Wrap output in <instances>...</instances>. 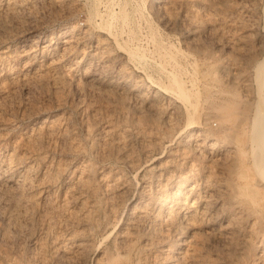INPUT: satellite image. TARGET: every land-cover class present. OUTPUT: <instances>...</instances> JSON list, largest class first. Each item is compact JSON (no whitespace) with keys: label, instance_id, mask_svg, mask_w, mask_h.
Instances as JSON below:
<instances>
[{"label":"rangeland","instance_id":"374dc122","mask_svg":"<svg viewBox=\"0 0 264 264\" xmlns=\"http://www.w3.org/2000/svg\"><path fill=\"white\" fill-rule=\"evenodd\" d=\"M222 1L223 0H221V1L220 0H211V1L208 0V2L206 0H55V1L54 0H0V25H1L0 26V49H2V51L0 50V64H1L0 65V85H2L1 86L2 88L0 89V125H2V126H0V158L8 150L11 149L12 143L14 144L15 140H17V138H16L17 136L21 137L23 135V133H25L27 130H29L30 126L35 125V123H37V121L39 119H41V117L44 116L43 113H41L40 117H37V116L33 117L30 115L34 114L37 111H40V109H43V108L44 109L52 108L56 103L55 100L58 99L60 101V104H59L60 106H58L55 113L57 115H59V117H61V121H60L61 123H60V127H59L60 129H59V133L57 134L58 138L56 136L57 139L56 138L53 139L54 141L53 140L49 141V140L43 138L42 142H41L43 144H41V143L37 144L36 149L38 151L36 150V153H38V155H36L37 157H35V159H34L35 161L30 160V162H32V163L34 162L33 166H36L35 168L39 173L43 172L51 164H52V166H54V172H51V174L53 175V177L55 179L53 180L52 184L49 187H47L46 189L42 188V190L39 189L37 191V195H38L37 198H39V200H40V202H39V204H40L39 208L40 209L37 210L35 208H28L27 209L28 213H27V215H25V219H22L23 221L22 220L20 222L12 221V222L7 224L6 223L7 219L5 217L7 214L6 208H8V207L5 203L6 202L4 200L5 198L3 196H1L2 193H0L1 194L0 197L3 199L2 200L0 198V207H1L0 208V264H21V263L22 264H35V263L40 264V260H43L44 264H68L69 258L72 257V259H74V257L76 255L74 256L73 248L71 247L70 243H67V246L69 245V248L66 247V252L64 254L66 256L65 257L64 255H62L61 245H62V243H64V240L67 242V240H68L67 238L71 234H78L80 232H83L84 229H85L84 232L88 233V235H89L88 238L90 239V241L92 240L90 242V244L92 246L88 245L89 248H88V246H86L87 248L85 247V249L82 252H80L79 255H77L75 257L76 258V259H74L75 261L71 262V264H74L75 262H76L75 264H78V263L82 264V262H83V264H93V262L95 263L96 259L102 253L116 254L118 251H120V253H121V251L124 250V249L120 248V242H119V239H120L119 235L120 234L119 233L121 232V230L125 226V223L127 222V216H126L127 211L129 210V208L132 206V204L135 201L139 200L141 195H142L141 198H142V200L144 199V201L147 199L148 196L152 198V194H153L152 189H148L147 191H145V194H143L142 192L140 193V191H141L140 187H142V185L145 184V182H147L148 185L153 183L152 185L154 186V182H155L157 174H161L160 178L162 179L161 180L162 182L166 178V176L170 178V180H171L170 182H173L174 179L176 181V179L178 180L187 174H188V176L191 175L190 177H192L193 173L194 174H193L192 178L199 180L202 176L201 174H203L204 169H209V170L212 169L210 171L218 177H222V178H228L229 177V175H227L228 173L225 170H222L219 167V165H216V167H215V164H213L212 161L209 160V158L211 155L213 157H214V155H215V157H217L218 151H219V153L221 151H222L221 153H223V149H225L226 145L228 144V142H226L227 138L224 136V128L221 127V124H220V122H221L220 118H222L221 114H223V111L222 110L220 111L219 109H221L222 105L224 106L225 103H227V101H228L227 98L229 96V92H235V93L237 92L236 93L237 95H236V101H235V108H237L238 110L237 109L235 110L236 111L235 112V116H236L235 120L236 121H234V123L236 124V122L238 123L241 120V118L239 117L240 114L238 112L240 110V105H241L240 100L243 97V93H244L243 92V84L248 83L251 87L252 92L254 91L255 84H254V81L252 82V80H254V69H252V67L254 66V63L257 60L261 59V57L263 55V51H264V31H263V29H264V0H230V1L224 0L223 3H222ZM221 3L225 7L224 6L222 7ZM218 4H220V5H218ZM55 5H57V6H55ZM209 5H211V6H209ZM217 5H218V7H217ZM30 6H32V7H30ZM167 6L169 7V9ZM227 6H228V8H227ZM35 8H37V9H35ZM111 8H112V10H111ZM232 8H233V10H232ZM225 9H227V10H225ZM214 10H216V11H214ZM120 11L127 13L128 18L121 19L119 17ZM163 11H164V13H163ZM184 12L185 13L187 12L189 15L193 14L194 12H195V14H197L199 12V15L193 14L194 19L192 22L190 20H187L186 18H183V14H185ZM65 13H66V15H65ZM205 13H207V15ZM8 14H10V15H8ZM51 14H53V15H51ZM210 14H211V16H210ZM167 15H169V16H167ZM201 15H202V17H200ZM213 16L215 17V19ZM112 17H113V19H112ZM173 17L175 18V20ZM177 17H181V18H177ZM218 17H220V18H218ZM53 18H55V19H53ZM102 18H104L105 20ZM166 19H167V21H166ZM195 19L196 20L198 19V20L196 21ZM207 19H209V20H207ZM210 20H211V22H210ZM195 21H196V24H194ZM108 22H109V24H108ZM199 22L203 25L202 26H201V24L199 25ZM251 22H253V23H251ZM35 24H37V25H35ZM106 24H108V25H106ZM189 24H190V27H189ZM71 25H76L79 29H86L87 30V37L86 38L88 39V41L91 40L92 45H91V43L86 41L87 40L86 39L85 40L86 42L83 41L82 44L79 43L76 47H74L73 50L70 51L71 53L69 52V54H67L68 56L66 55V57L64 59H62V61L54 68V70H50L48 72V74L44 72L45 75L48 76V78L46 76V78H44V80L47 81V79H48L49 84L45 81H42L41 83L38 81H37L38 83L35 81H32V79L30 78V73H31L32 69L39 68V66L44 64L46 62V60H48L49 57H55L58 54H60L61 48H59L56 44L57 34L61 30L69 29ZM179 27H181V28L179 29ZM239 27H240V29H238ZM190 28L194 29L197 34L196 33L195 34H187L184 32V30H189ZM207 31H208V33H207ZM247 31H251V32H247ZM75 32H73V33H75ZM111 32H113V33H111ZM220 32H221V35H220ZM216 33H217V35H216ZM247 34H248V36H247ZM192 35L194 36V38ZM227 36H228V38H227ZM240 36H242V37H240ZM98 37L100 39H103V41L105 42L106 50L95 49L94 44H95L96 39H98ZM37 38L38 39H46V38L47 39H53L52 48L54 49V51L52 49V51L48 55H44L40 51L39 45H37V46L34 45L33 40L37 39ZM113 39H114V41H113ZM198 40L200 41V43L198 42ZM116 42H119V43H116ZM124 43H126L128 47L133 48V50H136L137 55H135V56L130 55L128 53V51L126 50V48L123 46ZM261 43H262V46H261ZM230 44H231V46H230ZM200 45H202V46L200 47ZM137 46H139V47H137ZM121 48L123 50H121ZM108 54H109V56H111L110 59L107 57ZM239 54H241V55L239 56ZM131 57H134V58H131ZM160 57L162 58V60ZM166 58H168V59H166ZM78 59H80V60H78ZM139 59H140V61H139ZM146 59H148V60H146ZM243 60H244V62H243ZM135 61H138L139 63L135 62ZM233 61H235V62H233ZM168 62H170V63H168ZM240 62H241V64H239ZM245 63H246V65H245ZM235 64H237V65L235 66ZM153 67H155V68H153ZM185 67L188 69H186ZM176 68L178 70L175 71ZM232 68H233V70H232ZM200 69H202V71ZM238 69H240V73L236 79L237 83L236 82L232 83L230 81L228 82V77H227L228 74L232 73V71H235V70L238 71ZM183 70H184V72H183ZM198 70H200V71H198ZM221 70H223V71H221ZM52 71H53V74L55 73L54 75H58V76L62 75L57 79L59 83L58 82L53 83L54 75L52 74ZM162 71L163 72L165 71V73H163ZM59 72H60V75H59ZM172 72L177 74L178 76H180L181 79L185 82V85L187 86V88L190 89L192 91V93L194 92L193 95L190 97V100H188V101L181 100L180 98H178L174 94V92L170 88L168 78H170V75ZM50 75H52L53 77L52 76L50 77ZM86 75L87 76L88 75L89 76H91V75L99 76L101 78V80L103 79L102 82L112 78V80H114V82L116 84L115 85L116 88H113V89H115L116 91H114L113 89H109L108 87H106L103 84H100L99 89L97 87H91V88L85 87V90H81L78 92L76 89V86H74L75 85L74 83H76V85H77V84H81V82H82V85H84L86 80H87V78H85V77H87ZM195 75H196V77H195ZM63 76H64V78H62ZM223 76H225V77H223ZM21 78H22V80H20ZM10 79H11V81H10ZM54 79H55V77H54ZM60 79H62V80L60 81ZM81 79H82V81H81ZM19 80L21 82H19ZM198 81H200V82H198ZM26 82L29 86H26L27 85ZM61 82H63V83H61ZM69 82H70V84H69ZM33 83L35 86L32 85ZM42 83H43V85H42ZM65 83L67 85H65ZM140 83H141V85H140ZM203 83H205V84H203ZM45 84H46V86H45ZM54 84L57 85V87H58L57 90H53ZM232 84H233V86H232ZM47 85H50V86H47ZM12 86H14V87H12ZM252 87H254V88H252ZM201 88H202V90H201ZM104 89H106V90L104 91ZM47 90H49V91H47ZM82 91H83V93H82ZM99 91H102L103 93L99 92ZM5 92L8 94H6ZM92 92H93V94H92ZM153 92L156 93V95ZM104 93H108V94H104ZM111 93L113 94L112 96H110ZM126 93L129 95H127ZM208 93L210 96L208 95ZM2 94L5 96H3ZM94 94L97 95L98 97L95 96ZM100 94H102L103 97L100 96ZM137 94H138V96L139 95L140 96L139 97L136 96ZM226 94H228V95H226ZM1 95L3 97H1ZM78 95H80V96H78ZM146 95H148V96L153 95V97H154L153 102L155 105H157V107H159L157 111L149 113L145 110V108L143 110L142 107H144V106H143V104L141 105V103H139L140 102L139 98L144 97V96L146 97ZM240 95H241V97H240ZM6 96L9 97V99L8 98L5 99ZM52 96L54 98L55 97L56 98L54 99ZM66 96H68V97H66ZM137 98H138V100H137ZM238 99H239V101H238ZM3 100H5V101H3ZM135 100H136V102H135ZM208 100L211 102H209ZM67 101H71V102H67ZM87 101L88 102L90 101V102L88 103ZM222 101L223 102L225 101V102L222 103ZM74 102H75V106L78 108H76L74 106ZM106 103H108V104H106ZM211 103H213V104H211ZM23 104H24V106L27 104L29 105V106L28 105L25 106V108H27V109L24 108ZM135 105H136V107H135ZM103 106H104V109L102 108ZM207 106H208V108H207ZM107 107H108V111H107ZM121 107H122V109H121ZM193 107L195 108V113H193L192 115H193V118L194 117L195 118L194 119L192 118V120L189 123L186 120H188V113L193 112ZM211 107H214L215 108L214 110H216V107L218 108V110L215 111L216 113L214 112L213 108L211 109ZM94 108H96V109H94ZM25 110L26 111L28 110L29 113L28 112L26 113ZM94 111H96V112H94ZM162 111H164V112H162ZM89 112H90V115L88 114ZM181 112H182V114H181ZM217 112H219V113H217ZM251 112H252V110L250 111V114H251ZM93 113L101 114L100 116L99 115L96 116L97 120H98V118H100L97 121V123L96 122L94 123L93 121H91L92 120L91 115ZM4 115H5V117H4ZM180 115H182V116H180ZM28 116H30V117H28ZM153 118H154V121H153ZM142 119H144L145 121ZM195 119H197V120H195ZM107 120H108V122H107ZM101 122H102V124H101ZM104 122L109 123L111 126H113L112 127L113 133H111V135L114 139H116L115 140L116 147H114L112 150H108V148H106L105 146H102V144L100 142V141H102V138L100 137L101 130L103 129L102 126H104L106 124ZM203 124H204V126H203ZM88 126H89V128H88ZM191 128H194V130L197 132L199 131L201 133L207 134V136L211 139V143L214 141L213 142L214 145L213 144L209 145V143L207 142L208 144L207 143L203 144L202 147H200L199 151L198 150L192 151V149L188 147V143H187V141L189 139L188 133H189ZM63 129H65V130H63ZM86 131H87V133H86ZM88 131H89V133H88ZM163 131H165V132H163ZM92 133H94V134H92ZM130 135H132V136H130ZM139 135H140V137H139ZM68 136H69V138H68ZM154 137H155V140L157 142L155 140H153ZM218 138H220L221 140ZM65 139H67V140L64 141ZM123 140H126L127 142L123 141ZM149 140L152 142H150ZM223 141H225V142H223ZM120 142H122V143L120 144ZM218 142H219V144H217ZM73 143L76 145L77 148H75V145ZM123 143H124V145H123ZM66 145L69 147H67ZM72 145H74V146H72ZM94 146H96V147H94ZM38 147H40V148H38ZM56 147H58V148H56ZM219 147H220V149H219ZM54 148H56V149H54ZM79 148H80V150H79ZM53 149H54V151H52ZM99 149H101V150H99ZM105 149H107V151ZM17 151H18V153H21L20 151L23 152V150L21 148L17 149ZM73 151H75V153ZM124 151H125L126 155L131 159V162H129L130 163L129 166H128V162L125 159L127 156L124 154ZM127 151H128V153H127ZM105 152H106V154H105ZM110 153H111V155H109ZM114 153H115V155H114ZM45 156H46V158H45ZM207 157H208V159H207ZM163 159L165 161L166 160L167 161L164 162ZM52 160H53V163H51ZM206 160H207V162H206ZM78 161L81 163H79ZM168 162H170V163H168ZM32 163L31 164L28 163V164L32 165ZM57 163H59V164H57ZM201 163H202V165H201ZM54 164L55 165L57 164L58 168L55 167ZM82 164H85L87 166V167L85 166L86 170H85V168L83 170V172L85 174L84 173L81 174L82 178L85 179L87 177L86 178L87 180L86 179L85 180L83 179V180L85 181V183L87 181L86 185H89L90 189L94 188V190H96L95 194H97V195H93V197H92V194L89 193L90 191L87 188H85L86 186L83 189L78 188L79 191L76 190L77 187H75V188L73 187L72 191H71L72 193L70 191H67L71 187L70 185L72 184L73 180H75L76 175L79 173V169L81 167L80 165H82ZM76 166H77V168H76ZM205 166H207V168ZM217 166H218V168H217ZM78 167H79V169H78ZM212 167L215 169H213ZM70 168H72V169H70ZM41 169H43V170H41ZM132 169H133V171H131ZM56 171H60L61 173L60 172L57 173ZM216 171H218V172H216ZM56 173H57V175L54 176V174H56ZM112 173L114 174V176L116 175L117 177L112 176L113 175ZM183 173H185V174H183ZM72 174H74V175H72ZM224 174H226V175H224ZM84 175H86V176H84ZM101 176H103V177H101ZM104 176H105V178H104ZM128 177H129V179H128ZM56 178H58V179L56 180ZM114 178H115V180L118 179L119 181L118 180L115 181ZM192 178H191V180L188 181V183L192 182ZM67 180H68V182H67ZM102 180L103 181L106 180V181L103 182ZM90 181H91V183H90ZM129 181H132V182L129 183ZM168 181H169V179H168ZM109 182L112 185L114 183H116V184H119V185L124 186V187L125 186L128 187V185H129V188H127V191L122 192L123 194L121 193V195H119V197H115L114 194H112L114 196L113 197L112 195H110L112 192H110V190L107 187H105L106 185L107 186L111 185V184H108ZM67 183H69V184H67ZM94 183H95V185H94ZM100 186L102 188H100ZM104 188H106V189H104ZM165 188H164L165 193H167V195L169 197L168 200L172 199V195L168 193L170 189H168V186H165ZM64 190H66L67 192L65 191V193H64ZM85 190H87L88 192ZM99 190H101L102 192ZM44 191H46V192H44ZM104 191H106V192H104ZM78 192L81 193L80 196H79ZM63 194H65V195L63 196ZM69 194H71V196H73V197H70ZM82 194H83V196H82ZM108 194H109V196H108ZM147 194H149V195H147ZM88 195H89V198H88ZM123 195H125V196H123ZM170 195H171V197H170ZM62 196H63V198H62ZM74 196L76 199L74 198ZM81 198L84 201H86V203H84V201ZM65 199H67V200H65ZM68 199H70V200H68ZM79 199L81 201H79ZM110 199L111 200L114 199L113 201L114 202L116 201L115 203L118 202L117 205L115 206V208L117 207L116 208L117 211L115 210V212H114L115 215H112V216L106 211L105 206H104L105 205L104 203H107ZM122 199H123V202H122ZM60 200H63V202ZM88 200H90L91 202ZM95 200H97V201H95ZM103 200H105L106 202ZM127 200H128V202H127ZM59 201H60V203H59ZM66 201L67 202L69 201L72 204H70L69 202L67 203ZM92 201H93V204H92ZM151 201H152V199L149 202H151ZM3 203H5V204H3ZM66 203H67V205H66ZM122 204H123V206H122ZM55 205L57 206V208L55 207ZM94 205H96L95 207L99 208L97 210V213L99 214V216H98V214L94 215L95 213L92 214V217H93V215H94V217H96V219L94 220L93 223H95L98 226H96L93 223H91V226H90V223L85 226V224H83V222L82 223L76 222L73 217L67 218L68 217L67 215H69L68 214L69 211H72V212L74 211L77 213L85 211L84 213L91 214L92 212L90 211V209ZM102 205H103V207H102ZM85 206H87V207H85ZM2 207H3V210H2ZM48 207H50V208H48ZM72 207H73V209H72ZM51 208H52V210H51ZM62 208H64V209L62 210ZM70 208H71V210H70ZM83 208H85V209H83ZM29 209L32 212H29L30 211ZM33 209H34V211H33ZM44 209L46 211H44ZM60 210H62V211H60ZM44 212L45 213L48 212L51 215H49L48 213L45 215ZM121 212H122V214H121ZM37 213H38V215H37ZM60 213H61V215H60ZM163 214L164 213H162L159 217H157V219L155 221L154 220L152 221V223L156 224L157 227L161 226V228L162 227L165 228L166 220H165V215H163ZM44 215H45V218H44ZM54 215H56V216H54ZM51 216H52V220H50L51 218H48ZM113 216L115 218H113ZM26 217H28V218H26ZM40 217L42 219H40ZM150 218L151 217H149V218H147V217L143 218L142 217V218L138 219V221H139V222L137 221L138 222L137 223V228H138L137 230L138 231L135 234L128 235V237H127L128 238L127 241L130 238H132L134 240V243L132 244V248L128 249L127 253L124 254L125 257L122 256L121 257L122 260L119 259L121 264H136L135 262L137 261V259H139L140 257H143L144 254L147 255L149 252L152 253V252L158 251L157 250L158 248L156 246H153L150 248L148 246H146V247L142 246L143 240L145 239V236H146V231H147L146 228H148V226L151 224V222L148 220ZM60 219L62 220V222ZM115 219H117V220H115ZM47 220H48V222H47ZM49 220L53 223L54 227L51 225L52 223ZM54 220H56V221H54ZM59 220L61 223L59 222ZM103 220H106V222ZM2 221H3V223H2ZM63 221L65 223H67L69 225V227L67 224L65 225V223H63ZM70 221H71V224H70ZM38 222H39V224H38ZM72 222L74 223L73 225H72ZM46 223H49V224H47L49 227L46 225ZM12 224H14V225H12ZM43 224H44V227H43ZM107 224H109V225H107ZM142 224H143V228H142ZM45 225H46V227H45ZM4 226H5V228H3ZM51 227H53V229ZM82 227H84V228H82ZM90 227H91V229H89ZM44 228L47 230L45 231ZM40 229H42V230H40ZM50 229L55 234V236L52 233L51 234L48 233V232H50ZM16 231L19 234H17ZM69 233H70V235H69ZM168 235H169L170 240H171V235L170 234H168ZM56 236H57V238H56ZM43 237L45 240L42 239ZM59 237H61V238H59ZM91 238H93V239H91ZM56 239L57 240L60 239V240L57 241ZM37 240H38V242H37ZM41 240H44V241H41ZM40 243H41V245L43 243L45 245L43 244L41 246ZM218 244H220V246ZM95 245H97V246H95ZM222 245L223 244L216 242V241H210L208 243L206 250H207L209 260L212 259L208 262V264H210V262H214V264L219 263V262H220V264H225V263L227 264L228 262H229L228 264H235V261L232 259L234 256V250H231L232 247H230L227 244L226 246L223 245V248H221ZM102 246H103V248H102ZM133 246H134V249H133ZM227 246H228V248H227ZM39 247H41V248H39ZM225 247H226V250H225ZM145 248H147V249H145ZM165 248L166 247H164L163 249H165ZM216 248H218V249H216ZM50 249H52V250H50ZM229 249H230V251H229L230 253L228 252ZM103 250H105V251H103ZM43 251H45V252H43ZM49 251H50V253H49ZM92 251H93V253H92ZM222 251L225 253H223ZM129 252H131V253H129ZM135 252L137 254H135ZM139 252H140V254L138 255ZM220 253H222V254L220 255ZM41 254H42V256H41ZM43 255L45 256V258H43L44 257ZM59 255H60V257H59ZM67 256H69V258H67ZM93 256H94V258H93ZM128 256L131 258H129ZM63 257H64V259H63ZM217 257H218V259H217ZM36 258H38V259H36ZM66 258L68 259V261ZM124 258H125V260H124ZM134 260H135V262H134ZM246 260L251 261L250 257L249 258L247 257ZM34 261H35V263H34ZM221 261H223V262L225 261V262L222 263ZM245 263H246V261H245Z\"/></svg>","mask_w":264,"mask_h":264},{"label":"bare ground","instance_id":"6f19581e","mask_svg":"<svg viewBox=\"0 0 264 264\" xmlns=\"http://www.w3.org/2000/svg\"><path fill=\"white\" fill-rule=\"evenodd\" d=\"M55 1V0H54ZM208 2V0H206ZM211 1V0H210ZM221 1V0H220ZM224 1V0H223ZM222 1V3H223ZM230 1V0H229ZM6 2V1H5ZM24 2V1H23ZM215 2V1H214ZM219 2V1H218ZM217 2V3H218ZM61 3V2H60ZM221 3V4H222ZM229 3V2H228ZM14 4V3H13ZM32 4V3H31ZM173 4V3H172ZM175 4V3H174ZM225 4V3H224ZM10 5V4H9ZM214 5V4H213ZM220 5V4H218ZM217 5V7H218ZM6 6V5H5ZM57 6V5H55ZM211 6V5H209ZM224 5L222 4V7ZM231 6V5H230ZM233 6V5H232ZM22 7V6H21ZM32 7V6H30ZM67 7V6H66ZM137 7V6H136ZM168 7V6H167ZM166 7V8H167ZM174 7V6H173ZM215 7V6H214ZM213 7V8H214ZM221 7V8H222ZM225 7V6H224ZM27 8V7H26ZM63 8V7H62ZM110 8V7H109ZM189 8V7H188ZM202 8V7H201ZM228 8V6H227ZM235 8V7H234ZM37 9V8H35ZM58 9V8H57ZM108 9V8H107ZM169 9V7H168ZM185 9V8H184ZM252 9V8H251ZM15 10V9H14ZM13 10V11H14ZM19 10V9H18ZM56 10V9H55ZM59 10V9H58ZM106 10V9H105ZM112 10V8H111ZM194 10V9H193ZM197 10V9H196ZM213 10V9H212ZM227 10V9H225ZM233 10V8H232ZM4 11V10H3ZM30 11V10H29ZM32 11V10H31ZM62 11V10H61ZM125 11V10H124ZM143 11V10H142ZM198 11V10H197ZM216 11V10H214ZM25 12V11H24ZM53 12V11H52ZM58 12V11H57ZM93 12V11H92ZM139 12V11H138ZM171 12V11H170ZM201 12V11H200ZM14 13V12H13ZM59 13V12H58ZM119 13V12H118ZM137 13V12H136ZM164 13V11H163ZM173 13V12H172ZM185 13V12H184ZM191 13V12H190ZM19 14V13H18ZM174 14V13H173ZM195 14V12L193 13ZM193 14H188L187 12L185 14H183V18H186L187 20H190L193 22L194 19V15ZM199 15V12L197 13ZM195 14V15H197ZM201 14V13H200ZM207 15V13H205ZM204 14V15H205ZM6 15V14H5ZM10 15V14H8ZM17 15V14H16ZM53 15V14H51ZM66 15V13H65ZM93 15V14H92ZM182 15V14H181ZM169 16V15H167ZM178 16V15H177ZM211 16V14H210ZM6 17V16H5ZM19 17V16H18ZM59 17V16H58ZM105 17V16H104ZM119 17L121 19H126L128 18L127 13L120 11L119 13ZM196 17V16H195ZM202 17V15L200 16ZM205 17V16H204ZM207 17V16H206ZM214 17V16H213ZM65 18V17H64ZM98 18V17H97ZM174 18V17H173ZM177 18H181V17H177ZM199 18V17H198ZM212 18V17H211ZM210 18V19H211ZM220 18V17H218ZM243 18V17H242ZM55 19V18H53ZM95 19V18H94ZM104 19V18H102ZM113 19V17H112ZM118 19V18H117ZM136 19V18H135ZM170 19V18H169ZM205 19V18H204ZM215 19V17H214ZM223 19V18H222ZM244 19V18H243ZM246 19V18H245ZM7 20V19H6ZM15 20V19H14ZM105 20V19H104ZM107 20V19H106ZM175 20V18H174ZM196 20V19H195ZM198 20V19H197ZM196 20V21H197ZM201 20V19H200ZM199 20V21H200ZM209 20V19H207ZM2 21V20H1ZM112 21V20H111ZM167 21V19H166ZM170 21V20H169ZM196 21L194 24H196ZM202 21V20H201ZM200 21V22H201ZM221 21V20H220ZM234 21V20H233ZM240 21V20H239ZM51 22V21H50ZM184 22V21H183ZM187 22V21H186ZM199 22V25L201 24ZM207 22V21H206ZM211 22V20H210ZM216 22V21H215ZM172 23V22H171ZM182 23V22H181ZM180 23V24H181ZM253 23V22H251ZM250 23V24H251ZM99 24V23H98ZM109 24V22H108ZM106 24V25H108ZM170 24V23H169ZM193 24V25H194ZM209 24V23H208ZM246 24V23H245ZM37 25V24H35ZM152 25V24H151ZM184 25V24H183ZM192 25V26H193ZM198 25V24H197ZM198 25V26H199ZM203 24H201L202 26ZM214 25V24H213ZM212 25V26H213ZM1 26V25H0ZM18 26V25H17ZM124 26V25H123ZM180 26V25H179ZM217 26V25H216ZM247 26V25H246ZM108 27V26H107ZM112 27V26H111ZM190 27V24H189ZM188 27V28H189ZM209 27V26H208ZM37 28V27H36ZM181 27H179L180 29ZM195 28V27H194ZM213 28V27H212ZM211 28V29H212ZM215 28V27H214ZM237 28V27H236ZM8 29V28H7ZM219 29V28H218ZM240 29V27L238 28ZM248 29V28H247ZM252 29V28H251ZM111 30V29H110ZM109 30V31H110ZM24 31V30H23ZM76 31V32H75ZM113 31V30H112ZM164 31V30H163ZM204 31V30H203ZM209 31V30H208ZM207 31V33H208ZM235 31V30H234ZM264 31V29H263ZM16 32V31H15ZM75 32V33H73ZM185 33L187 34H195V30L190 28L189 30H184ZM183 32V33H184ZM199 32V31H198ZM231 32V31H230ZM239 32V31H238ZM247 32H251V31H247ZM113 33V32H111ZM206 33V32H205ZM215 33V32H214ZM218 33V32H217ZM216 33V35H217ZM229 33V32H228ZM242 33V32H241ZM18 34V33H17ZM22 34V33H21ZM109 34V33H108ZM197 34V33H196ZM200 34V33H199ZM203 34V33H202ZM240 34V33H239ZM246 34V33H245ZM260 34V33H259ZM116 35V34H115ZM186 35V34H185ZM221 35V32H220ZM110 36V35H109ZM193 36V35H192ZM191 36V37H192ZM197 36V35H196ZM195 36V37H196ZM223 36V35H222ZM238 36V35H237ZM248 36V34H247ZM21 37V36H20ZM87 30L86 29H79L76 25H71L69 29H65V30H61L58 32L57 34V46L59 48H61L60 54H58L55 57H49L48 60H46V62L42 65L39 66V68H35L32 69L31 73H30V78L32 79V81L35 82H42L45 81L44 78H46L47 75H45V73L48 74V72L50 70H54V68L62 61V59H64L66 57L67 54H69V52L71 50H73L74 47H76L79 43L82 44L83 41H85L87 38ZM102 37V36H101ZM217 37V36H216ZM242 37V36H240ZM107 38V37H106ZM194 38V36H193ZM198 38V37H197ZM228 38V36H227ZM232 39V38H231ZM235 39V38H234ZM163 40V39H162ZM197 40V39H196ZM195 40V41H196ZM230 40V39H229ZM247 40V39H246ZM52 41L53 39H34V45H39V49L40 51L44 54V55H48L51 51H52ZM88 41V39L86 40ZM85 41V42H86ZM114 41V39H113ZM194 41V40H193ZM233 41V40H232ZM238 41V40H237ZM242 41V40H241ZM260 41V40H259ZM89 43L92 42L91 40L88 41ZM145 42V41H144ZM181 42V41H180ZM198 42L200 43V41L198 40ZM226 42V41H225ZM234 42V41H233ZM262 42V41H261ZM16 43V42H15ZM119 43V42H116ZM141 43V42H140ZM193 43V42H192ZM198 43V44H199ZM31 44V43H30ZM94 44V43H93ZM157 44V43H156ZM197 44V45H198ZM225 44V43H224ZM243 44V43H242ZM32 45V44H31ZM55 45V44H54ZM167 45V44H166ZM175 45V44H174ZM194 45V44H193ZM237 45V44H236ZM30 46V45H29ZM121 46V45H120ZM123 46L126 48V50L128 51V53L132 56L137 55V51L133 50V48H130L127 46L126 43L123 44ZM155 46V45H154ZM192 46V45H191ZM202 45H200L201 47ZM229 46V45H228ZM231 46V44H230ZM234 46V45H233ZM260 46V45H259ZM262 46V43H261ZM6 47V46H5ZM92 47V46H91ZM95 49H104L106 50V46H105V42L103 41V39H100L98 37V39H96L95 44H94ZM132 47V46H131ZM139 47V46H137ZM159 47V46H158ZM82 48V47H81ZM157 48V47H156ZM161 48V47H160ZM199 48V47H198ZM262 48V47H261ZM32 49V48H31ZM141 49V48H140ZM246 49V48H245ZM251 49V48H250ZM2 51V49H0ZM60 50V49H59ZM121 50H123L121 48ZM160 50V49H159ZM158 50V51H159ZM162 50V49H161ZM183 50V49H182ZM247 50V49H246ZM54 51V49H53ZM97 51V50H96ZM22 52V51H21ZM26 52V51H25ZM99 52V51H98ZM139 52V51H138ZM186 52V51H185ZM240 52V51H239ZM7 53V52H6ZM35 53V52H34ZM71 53V52H70ZM216 53V52H215ZM83 54V53H82ZM128 54V55H129ZM243 54V53H242ZM247 54V53H246ZM139 55V54H138ZM142 55V54H141ZM144 55V54H143ZM178 55V54H177ZM241 54H239L240 56ZM244 55V54H243ZM68 56V55H67ZM145 56V55H144ZM83 57V56H82ZM107 57L110 59L111 56H109V54L107 55ZM121 57V56H120ZM129 57V56H128ZM38 58V57H37ZM95 58V57H94ZM126 58V57H125ZM134 58V57H131ZM161 58V57H160ZM165 58V57H164ZM108 59V60H109ZM168 59V58H166ZM179 59V58H178ZM236 59V58H235ZM248 59V58H247ZM80 60V59H78ZM148 60V59H146ZM162 60V58H161ZM172 60V59H171ZM186 60V59H185ZM8 61V60H7ZM25 61V60H24ZM140 61V59H139ZM145 61V60H144ZM151 61V60H150ZM149 61V62H150ZM177 61V60H176ZM29 62V61H28ZM68 62V61H67ZM77 62V61H76ZM138 62V61H135ZM146 62V61H145ZM190 62V61H189ZM235 62V61H233ZM244 62V60H243ZM249 62V61H248ZM23 63V62H22ZM66 63V62H65ZM74 63V62H73ZM139 63V62H138ZM143 63V62H142ZM170 63V62H168ZM220 63V62H219ZM152 64V63H151ZM165 64V63H164ZM182 64V63H181ZM197 64V63H196ZM241 64V62L239 63ZM238 64V65H239ZM1 65V64H0ZM23 65V64H22ZM147 65V64H146ZM233 65V64H232ZM237 64H235L236 66ZM246 65V63H245ZM143 66V65H142ZM167 66V65H166ZM171 66V65H170ZM181 66V65H180ZM188 66V65H187ZM186 66V67H187ZM113 67V66H112ZM115 67V66H114ZM169 67V66H168ZM173 67V66H172ZM185 67V68H186ZM215 67V66H214ZM254 67V68H253ZM252 67V69H254V80H252V82L254 81L255 84V88L254 91L252 92L251 87L248 83H244L243 84V97L241 98L240 102V110H239V114H240V118L241 120L236 124L234 123V121H236V116H235V110L237 108H235V101H236V93L235 92H229V96H228V101L227 103H225V105L221 106V109H219L220 111H223L222 118H220L221 122V127L224 128V136L227 138L228 144L226 145V148L223 149V153H218V156L214 157L211 155L209 160L212 161L213 164L219 165V167L222 170H225L229 175L228 178H222V177H218L216 175H214L210 170L212 169H204L203 170V174H201V178L199 180H196L193 177L185 175L184 177L180 178V179H174L173 182H170V178L166 176V178L163 180V182L161 181L162 179L160 178L161 174H157L156 175V179L154 182V186L152 184L148 185L147 182H145V184L142 185L141 191L143 194H145V191H147L148 189H152L153 190V194H152V198L151 197H147V199L144 201V199L142 200V195L139 198V200L135 201L132 206L129 208V210L127 211V222L125 223V226L123 227V229L121 230V232L119 233L120 235V248L124 249L123 251H118L116 254H106V253H102L100 254V256L96 259V262L93 264H121V262L119 261L122 260L121 257L125 255L127 253V250L132 248V244L134 243V240L132 238H130L127 241V237L130 234H135L138 230L137 228V223L139 222L138 219L139 218H149L148 219L151 224L148 226L147 231H146V236L145 239L143 240V244L142 246L146 247L148 246L153 247L156 246L158 249L157 252H152V253H148L147 255L144 254L143 257H140L139 259H137V261L134 262L136 264H208V262L212 259L209 260L208 254H207V245L210 241H216L219 242L223 245H229L230 247H232L231 250H234V256H233V260L235 261V264H264V51H263V55L261 57V59L257 60L254 63V66ZM104 68V67H103ZM146 68V67H145ZM155 68V67H153ZM158 68V67H157ZM163 68V67H162ZM166 68V67H165ZM171 68V67H170ZM169 68V69H170ZM181 68V67H180ZM190 68V67H189ZM182 69V68H181ZM188 69V68H186ZM206 69V68H205ZM224 69V68H223ZM168 70V69H167ZM173 70V69H172ZM178 70L177 68L175 69V71ZM202 71V69H200ZM198 70V71H200ZM233 70V68H232ZM186 71V70H185ZM189 71V70H188ZM204 71V70H203ZM206 71V70H205ZM223 71V70H221ZM225 71V70H224ZM227 71V70H226ZM231 71V70H230ZM253 71V70H252ZM45 72V73H44ZM163 72V71H162ZM184 72V70H183ZM248 72V71H247ZM58 73V72H57ZM63 73V72H62ZM165 73V71L163 72ZM201 73V72H200ZM207 73V72H206ZM210 73V72H209ZM227 73V72H226ZM240 73V69L232 71V73L228 74V82H236V79L238 77ZM53 74V71H52ZM55 74V73H54ZM53 74V75H54ZM92 74V73H91ZM185 74V73H184ZM188 74V73H187ZM211 74V73H210ZM213 74V73H212ZM243 74V73H242ZM23 75V74H22ZM60 75V72H59ZM132 75V74H131ZM189 75V74H188ZM193 75V74H192ZM209 75V74H208ZM214 75V74H213ZM241 75V74H240ZM52 75H50L51 77ZM62 76V75H60ZM58 75H54L53 77V83H57L58 82V78L60 77ZM87 76V75H86ZM139 76V75H138ZM167 76V75H166ZM184 76V75H183ZM204 76V75H203ZM206 76V75H205ZM215 76V75H214ZM23 77V76H22ZM66 77V76H65ZM137 77V76H136ZM190 77V76H189ZM196 77V75H195ZM208 77V76H207ZM218 77V76H217ZM225 77V76H223ZM48 78V76H47ZM64 78V76L62 77ZM87 78L86 82L84 85L81 84H77L74 83L76 86L77 91H81V90H85V87H97L99 89V85L103 84L106 87H108L109 89H113L116 88V84L114 82V80L108 79L105 80L104 82L103 79L101 80V78L99 76L96 75H91V76H87L85 77ZM211 78V77H210ZM16 79V78H15ZM67 79V78H66ZM70 79V78H69ZM169 79V86L172 89V91L174 92V94L180 98L181 100L184 101H188L190 100V97L193 95L192 91L190 89L187 88V86L185 85V82L181 79L180 76H178L175 73H171L170 78ZM205 79V78H204ZM214 79V78H213ZM22 80V78L20 79ZM19 80V82H21ZM30 80V79H29ZM52 80V79H51ZM62 79H60L61 81ZM132 80V79H131ZM11 81V79H10ZM15 81V80H14ZM13 81V82H14ZM25 81V80H24ZM82 81V79H81ZM156 81V80H155ZM188 81V80H187ZM197 81V80H196ZM249 81V80H248ZM12 82V83H13ZM29 82V81H28ZM37 82V83H38ZM49 84L48 79L47 81H45ZM77 82V81H76ZM200 82V81H198ZM243 82V81H242ZM24 83V82H23ZM44 83V82H43ZM42 83V85H43ZM59 83V82H58ZM63 83V82H61ZM67 83V82H66ZM65 83V85H67ZM80 83V82H79ZM202 83V82H201ZM200 83V84H201ZM237 83V82H236ZM2 84V83H1ZM11 84V83H10ZM25 84V83H24ZM27 84V82H26ZM70 84V82H69ZM139 84V83H138ZM195 84V83H194ZM205 84V83H203ZM253 84V83H252ZM251 84V85H252ZM34 85V83L32 84ZM37 85V84H36ZM41 85V84H40ZM41 85V86H42ZM63 85V84H62ZM64 85V86H65ZM141 85V83H140ZM231 85V84H230ZM2 85H0V89ZM25 86V85H24ZM26 86H29L28 84ZM35 86V85H34ZM46 86V84H45ZM50 86V85H47ZM54 88L53 90H57V85L54 84L53 85ZM69 86V85H68ZM67 86V87H68ZM132 86V85H131ZM233 86V84H232ZM242 86V85H241ZM14 87V86H12ZM11 87V88H12ZM230 87V86H229ZM5 88V87H4ZM10 88V89H11ZM34 88V87H33ZM52 88V87H51ZM61 88V87H60ZM89 88V89H90ZM150 88V87H149ZM231 88V87H230ZM46 89V88H45ZM48 89V88H47ZM70 89V88H69ZM87 89V88H86ZM94 89V88H93ZM97 89V90H98ZM130 89V88H129ZM161 89V88H160ZM238 89V88H237ZM50 90V89H49ZM47 90V91H49ZM103 90V89H102ZM106 89H104L105 91ZM114 91H116L115 89H113ZM202 90V88H201ZM2 91V90H1ZM12 91V90H11ZM23 91V90H22ZM51 91V90H50ZM59 91V90H58ZM76 91V90H75ZM74 91V92H75ZM87 91V90H86ZM90 91V90H89ZM93 91V90H92ZM96 91V90H95ZM129 91V90H128ZM127 91V92H128ZM17 92V91H16ZM52 92V91H51ZM62 92V91H61ZM98 92V91H97ZM102 92V91H99ZM110 92V91H109ZM124 92V91H123ZM200 92V91H199ZM221 92V91H220ZM219 92V93H220ZM228 92V91H227ZM6 93V92H5ZM54 93V92H53ZM83 93V91H82ZM85 93V92H84ZM89 93V92H88ZM103 93V92H102ZM154 93V92H153ZM152 93V94H153ZM203 93V92H202ZM225 93V92H224ZM8 94V93H6ZM78 94V93H77ZM87 94V93H86ZM85 94V95H86ZM91 94V93H90ZM93 94V92H92ZM104 94H108V93H104ZM110 94V93H109ZM127 94V93H126ZM135 94V93H134ZM156 95V93H154ZM153 94V95H154ZM207 94V93H206ZM242 94V93H241ZM3 95V94H2ZM5 96V95H3ZM41 95V94H40ZM51 95V94H50ZM53 95V94H52ZM84 95V96H85ZM95 95V94H94ZM113 94L111 93L110 96H112ZM129 95V94H127ZM131 95V94H130ZM152 96H148L146 95V97H140V102L141 105L143 104L145 110L149 113L157 111L159 107H157V105L154 104V97ZM209 95V93H208ZM228 95V94H226ZM13 96V95H12ZM30 96V95H29ZM48 96V95H47ZM57 96V95H56ZM60 96V95H59ZM76 96V95H75ZM80 96V95H78ZM77 96V97H78ZM82 96V95H81ZM91 96V95H90ZM97 96V95H95ZM100 96H102V94H100ZM122 96V95H121ZM138 96V94L136 95ZM140 96V95H139ZM138 96V97H139ZM143 96V95H142ZM171 96V95H170ZM196 96V95H195ZM210 96V95H209ZM11 97V96H10ZM53 97V96H52ZM58 97V96H57ZM63 97V96H62ZM68 97V96H66ZM98 97V96H97ZM103 97V96H102ZM115 97V96H114ZM173 97V96H172ZM207 97V96H206ZM205 97V98H206ZM241 97V95H240ZM9 97H5V99ZM13 98V97H12ZM30 98V97H29ZM54 98V97H53ZM56 98V97H55ZM54 98V99H55ZM79 98V97H78ZM105 98V97H104ZM108 98V97H107ZM124 98V97H123ZM203 98V97H202ZM224 98V97H223ZM239 98V97H238ZM11 99V98H10ZM36 99V98H35ZM60 99V98H59ZM91 99V98H90ZM96 99V98H95ZM103 99V98H102ZM216 99V98H215ZM240 99V98H239ZM238 99V101H239ZM25 100V99H24ZM41 100V99H40ZM82 100V99H81ZM97 100V99H96ZM105 100V99H104ZM138 100V98H137ZM177 100V99H176ZM179 100V99H178ZM180 100V101H181ZM193 100V99H192ZM214 100V99H213ZM212 100V101H213ZM5 101V100H3ZM2 101V102H3ZM56 103L52 108H48V109H40V111L35 112L34 114L30 115V116H37L40 117L41 113L44 114L43 117H41V119H39L37 121V123H35V125L30 126L29 130H27L25 133H23V135L21 137L17 136V140H15L14 144L12 143V147L10 150H6L7 152L0 158V193H2L1 196H3L5 199V203L7 205L8 208H6L7 210V214H6V223H10L12 221L14 222H20L22 219H25V215H27L28 208H35V209H40L39 208V198L37 195V191L39 189L42 190V188L46 189L47 187H49L53 180L55 179L53 177V175L51 174V172H54V166H52V164L50 166H48L47 169H45L43 172L39 173L36 170V166H33V163L30 162V160H34L35 157H37L36 155H38V153H36V148H37V144L42 142V139H47V140H53L56 138L57 134L59 133V127H60V121H61V117H59V115H57L55 113L56 109L58 108V106H60V101L57 99L55 100ZM64 101V100H63ZM86 101V100H85ZM91 101V100H90ZM89 101V102H90ZM203 101V100H202ZM209 101V100H208ZM8 102V101H7ZM33 102V101H32ZM50 102V101H49ZM65 102V101H64ZM67 102H71V101H67ZM88 102V101H87ZM88 102V103H89ZM106 102V101H105ZM108 102V101H107ZM136 102V100H135ZM211 102V101H209ZM214 102V101H213ZM225 102V101H224ZM222 101V103H224ZM81 103V102H80ZM85 103V102H84ZM87 103V104H88ZM101 103V102H100ZM109 103V102H108ZM106 103V104H108ZM156 103V102H155ZM206 103V102H205ZM221 103V104H222ZM238 103V102H237ZM70 104V103H69ZM77 104V103H76ZM82 104V103H81ZM114 104V103H113ZM183 104V103H182ZM186 104V103H185ZM210 104V103H209ZM213 104V103H211ZM216 104V103H215ZM28 105V104H27ZM25 105V106H27ZM92 105V104H91ZM90 105V106H91ZM102 105V104H101ZM100 105V106H101ZM137 105V104H136ZM135 105V107H136ZM140 105V106H141ZM155 105V106H154ZM164 105V104H163ZM180 105V104H179ZM217 105V104H216ZM11 106V105H10ZM9 106V107H10ZM24 106V104H23ZM24 106V108H25ZM29 106V105H28ZM74 106H75V102H74ZM79 106V105H78ZM98 106V105H97ZM182 106V105H181ZM184 106V105H183ZM186 106V105H185ZM210 106V105H209ZM218 106V105H217ZM43 107V106H42ZM50 107V106H49ZM76 107V106H75ZM83 107V106H82ZM99 107V106H98ZM110 107V106H109ZM162 107V106H161ZM160 107V108H161ZM167 107V106H166ZM219 107V106H218ZM23 108V107H22ZM47 108V107H46ZM78 108V107H76ZM97 108V107H96ZM94 108V109H96ZM104 109V106L102 107ZM202 108V107H201ZM208 108V106H207ZM213 108V110L215 109L214 107H211V109ZM220 108V107H219ZM27 109V108H25ZM29 109V108H28ZM61 109V108H60ZM119 109V108H118ZM122 109V107H121ZM163 109V108H162ZM205 109V108H204ZM30 110V109H29ZM77 110V109H76ZM81 110V109H80ZM85 110V109H84ZM88 110V109H87ZM92 110V109H91ZM135 110V109H134ZM140 110V109H139ZM142 110V111H143ZM218 108L216 107L217 111ZM238 110V109H237ZM252 110L251 114L250 111ZM6 111V110H5ZM26 111V110H25ZM97 111V110H96ZM94 111V112H96ZM107 111H108V107H107ZM106 111V112H107ZM113 111V110H112ZM111 111V112H112ZM137 111V110H136ZM175 111V110H174ZM177 111V110H176ZM188 111V110H187ZM210 111V110H209ZM219 111V112H220ZM28 112V110L26 111V113ZM85 112V111H84ZM83 112V113H84ZM101 112V111H100ZM103 112V111H102ZM161 112V111H160ZM164 112V111H162ZM169 112V111H168ZM217 112V113H219ZM29 113V112H28ZM86 113V112H85ZM84 113V114H85ZM114 113V112H113ZM112 113V114H113ZM124 113V112H123ZM193 113H195V108L193 107V112L192 113H188V120H186L187 122L190 123V121L193 118ZM201 113V112H200ZM216 113V112H215ZM222 113V112H221ZM13 114V113H12ZM31 114V113H30ZM81 114V113H80ZM90 115V112L88 113ZM97 114V115H96ZM103 114V113H102ZM120 114V113H119ZM145 114V113H144ZM143 114V115H144ZM182 114V112H181ZM63 115V114H62ZM88 115V116H89ZM100 116L101 114L98 113H93L91 116V121H93L94 123L100 119L96 116ZM104 115V114H103ZM108 115V114H107ZM111 115V114H110ZM146 115V114H145ZM211 115V114H210ZM217 115V114H216ZM21 116V115H20ZM28 116V117H30ZM109 116V115H108ZM112 116V115H111ZM148 116V115H147ZM159 116V115H158ZM182 116V115H180ZM186 116V115H185ZM5 117V115H4ZM90 117V116H89ZM107 117V116H106ZM179 117V116H178ZM184 117V116H183ZM182 117V118H183ZM67 118V117H66ZM160 118V117H159ZM195 118V117H194ZM193 118V119H194ZM238 118V117H237ZM239 118V119H240ZM10 119V118H9ZM32 119V118H31ZM37 119V118H36ZM146 119V118H145ZM158 119V118H157ZM88 120V119H87ZM109 120V119H108ZM107 120V122H108ZM136 120V119H135ZM141 120V119H140ZM144 120V119H142ZM197 120V119H195ZM208 120V119H207ZM3 121V120H2ZM65 121V120H64ZM101 121V120H100ZM103 121V120H102ZM133 121V120H132ZM145 121V120H144ZM147 121V120H146ZM154 121V118H153ZM156 121V120H155ZM238 121V120H237ZM85 122V121H84ZM194 122V121H193ZM198 122V121H197ZM201 122V121H200ZM87 123V122H86ZM85 123V124H86ZM106 123V122H104ZM195 123V122H194ZM217 123V122H216ZM219 123V122H218ZM234 123V124H233ZM10 124V123H9ZM102 124V122H101ZM104 125V124H103ZM137 125V124H136ZM197 125V124H196ZM2 126V125H0ZM4 126V125H3ZM93 126V125H92ZM100 126V125H99ZM115 126V125H114ZM204 126V124H203ZM96 127V126H95ZM98 127V126H97ZM103 129L101 130L100 133V137L102 138L101 144L102 146H105L106 148H108V150H112L114 147H116V142L111 133L112 132V127L109 123H106L104 126H102ZM125 127V126H124ZM187 127V126H186ZM4 128V127H3ZM89 128V126H88ZM222 128V129H223ZM91 129V128H90ZM100 129V128H99ZM65 130V129H63ZM85 130V129H84ZM87 130V129H86ZM98 130V129H97ZM114 130V129H113ZM207 130V129H206ZM91 131V130H90ZM208 131V130H207ZM165 132V131H163ZM66 133V132H65ZM87 133V131H86ZM89 133V131H88ZM161 133V132H160ZM168 133V132H167ZM208 133V132H207ZM64 134V133H63ZM94 134V133H92ZM117 134V133H116ZM144 134V133H143ZM146 134V133H145ZM162 134V133H161ZM4 135V134H3ZM21 135V134H20ZM87 135V134H86ZM98 135V134H97ZM136 135V134H135ZM189 139L187 141L188 143V147L192 149V151L194 150H198L200 149V147H202L203 144L205 143H209V145L213 144L214 145V141L211 143V139L207 136V134L205 133H201V132H197L194 130V128H191L189 133ZM67 136V135H66ZM94 136V135H93ZM132 136V135H130ZM137 136V135H136ZM168 136V135H167ZM92 137V136H91ZM97 137V136H96ZM95 137V138H96ZM117 137V136H116ZM122 137V136H121ZM127 137V136H126ZM140 137V135H139ZM138 137V138H139ZM15 138V137H14ZM19 138V139H18ZM58 138V136H57ZM56 138V139H57ZM65 138V137H64ZM69 138V136H68ZM125 138V137H124ZM123 138V139H124ZM94 139V138H93ZM129 139V138H128ZM127 139V140H128ZM143 139V138H142ZM145 139V138H144ZM148 139V138H147ZM153 139V138H152ZM151 139V140H152ZM160 139V138H159ZM220 139V138H218ZM67 139H65L64 141H66ZM119 140V139H118ZM130 140V139H129ZM155 140V137L154 139ZM169 140V139H168ZM215 140V139H214ZM221 140V139H220ZM225 140V139H224ZM46 141V140H45ZM48 141V142H49ZM54 141V140H53ZM63 141V140H62ZM61 141V142H62ZM63 141V142H64ZM73 141V140H72ZM99 141V140H98ZM126 141V140H123ZM138 141V140H137ZM143 141V140H142ZM147 141V140H146ZM150 141V140H149ZM156 141V140H155ZM210 141V142H209ZM94 142V141H93ZM118 142V141H117ZM127 142V141H126ZM152 142V141H150ZM157 142V141H156ZM225 142V141H223ZM70 143V142H69ZM119 143V142H118ZM122 142H120L121 144ZM143 143V142H142ZM147 143V142H146ZM145 143V144H146ZM207 143V144H208ZM43 144V143H41ZM40 144V145H41ZM54 144V143H53ZM58 144V143H57ZM74 144V143H73ZM77 144V143H76ZM152 144V143H151ZM219 144V142L217 143ZM70 145V144H69ZM75 145V144H74ZM72 145V146H74ZM124 145V143H123ZM147 145V144H146ZM224 145V144H223ZM54 146V145H53ZM56 146V145H55ZM60 146V145H59ZM67 146V145H66ZM148 146V145H147ZM156 146V145H155ZM164 146V145H163ZM207 146V145H206ZM64 147V146H63ZM69 147V146H67ZM96 147V146H94ZM214 147V146H213ZM21 148L23 150L20 151L21 153H18L17 149ZM40 148V147H38ZM53 148V147H52ZM58 148V147H56ZM54 148V149H56ZM75 148L76 145H75ZM102 148V147H101ZM163 148V147H162ZM51 149V148H50ZM54 149L52 151H54ZM117 149V148H116ZM174 149V148H173ZM216 149V148H215ZM220 149V147H219ZM218 149V150H219ZM60 150V149H59ZM72 150V149H71ZM80 150V148H79ZM83 150V149H82ZM101 150V149H99ZM107 151V149H105ZM118 150V149H117ZM121 150V149H120ZM150 150V149H149ZM38 151V150H37ZM51 151V150H50ZM67 151V150H66ZM104 151V150H103ZM167 151V150H166ZM175 151V150H174ZM201 151V150H200ZM204 151V150H203ZM75 153V151H73ZM102 152V151H101ZM115 152V151H114ZM120 152V151H119ZM189 152V151H188ZM95 153V152H94ZM121 153V152H120ZM128 153V151H127ZM209 153V152H208ZM41 154V153H40ZM69 154V153H68ZM77 154V153H76ZM106 154V152H105ZM118 154V153H117ZM116 154V155H117ZM124 154L126 155L125 151ZM104 155V154H103ZM111 155V153L109 154ZM115 155V153H114ZM113 156V155H112ZM127 156V155H126ZM159 156V155H158ZM161 156V155H160ZM103 157V156H102ZM125 157V156H124ZM132 157V156H131ZM209 157V156H208ZM207 157V159H208ZM46 158V156H45ZM126 161L128 162V166L130 165L129 162H131V159L127 156ZM204 159V158H203ZM43 160V159H42ZM81 160V159H80ZM84 160V159H83ZM35 161V160H34ZM40 161V160H39ZM51 161V160H50ZM56 161V160H55ZM133 161V160H132ZM155 161V160H154ZM164 162H166L163 159ZM210 161V162H211ZM79 162V161H78ZM126 162V163H127ZM171 162V161H170ZM168 162V163H170ZM207 162V160H206ZM28 163H32V165L28 164ZM41 163V162H40ZM45 163V162H44ZM53 163V160L52 162ZM81 163V162H79ZM87 163V162H86ZM174 163V162H173ZM59 164V163H57ZM55 165V167H57L58 165ZM68 164V163H67ZM77 164V163H76ZM75 164V165H76ZM163 164V163H162ZM166 164V163H165ZM164 164V165H165ZM189 164V163H188ZM191 164V163H190ZM193 164V163H192ZM167 165V164H166ZM202 165V163H201ZM39 166V165H38ZM66 166V165H65ZM64 166V167H65ZM69 166V165H68ZM80 169H79V173L76 175L75 180H73L72 184L70 185L71 189L67 190V191H72V188L77 187L76 190H78V188H87L93 195H97L96 190L90 189L89 185H86L85 183V179L87 178H82L81 174L84 173L83 170L85 168V164L80 165ZM159 166V165H158ZM173 166V165H172ZM47 167V166H46ZM60 167V166H59ZM87 167V166H86ZM135 167V166H134ZM133 167V168H134ZM138 167V166H137ZM207 168V166H205ZM214 167V166H213ZM212 167V168H213ZM58 168V167H57ZM77 168V166H76ZM164 168V167H163ZM194 168V167H193ZM218 168V166H217ZM62 169V168H61ZM72 169V168H70ZM77 169V170H78ZM215 169V168H213ZM43 170V169H41ZM40 170V171H41ZM53 170V171H52ZM58 170V169H57ZM66 170V169H65ZM86 170V168H85ZM88 170V169H87ZM105 170V169H104ZM219 170V169H218ZM64 171V170H63ZM68 171V170H67ZM108 171V170H107ZM110 171V170H109ZM133 171V169L131 170ZM172 171V170H171ZM57 173L60 171H56ZM92 172V171H91ZM218 172V171H216ZM54 174L55 175H57ZM61 173V172H60ZM67 173V172H66ZM65 173V174H66ZM221 173V172H220ZM85 174V173H84ZM91 174V173H90ZM93 174V173H92ZM113 174V173H112ZM185 174V173H183ZM69 175V174H68ZM74 175V174H72ZM87 175V174H86ZM84 175V176H86ZM94 175V174H93ZM101 175V174H100ZM108 175V174H107ZM118 175V174H117ZM154 175V174H153ZM169 175V174H168ZM218 175V174H217ZM226 175V174H224ZM92 176V175H91ZM106 176V175H105ZM104 176V178H105ZM114 176V174L112 175ZM116 176V175H115ZM114 176V177H115ZM195 176V175H194ZM221 176V175H220ZM58 177V176H57ZM71 177V176H70ZM90 177V176H89ZM96 177V176H95ZM94 177V178H95ZM103 177V176H101ZM117 177V176H116ZM148 177V176H147ZM226 177V176H225ZM92 178V177H91ZM122 178V177H121ZM134 178V177H133ZM152 178V177H151ZM192 178V182L188 183L189 180H191ZM58 178H56L57 180ZM84 179V180H83ZM100 179V178H99ZM129 179V177H128ZM127 179V180H128ZM169 179V181H168ZM69 180V179H68ZM67 180V182H68ZM87 180V179H86ZM115 180V178H114ZM118 180V179H116ZM115 180V181H116ZM126 180V181H127ZM154 180V179H153ZM96 181V180H95ZM94 181V182H95ZM103 181V180H102ZM106 181V180H105ZM103 181V182H105ZM119 181V180H118ZM89 182V181H88ZM102 182V183H103ZM112 182V181H111ZM132 181H129V183ZM91 183V181H90ZM93 183V182H92ZM114 183V182H113ZM122 183V182H121ZM120 183V184H121ZM126 183V182H125ZM69 184V183H67ZM108 184H111L110 182ZM138 184V183H137ZM95 185V183H94ZM104 185V184H103ZM102 185V186H103ZM152 185V186H151ZM69 186V185H68ZM67 186V187H68ZM120 186V187H119ZM165 186H168L169 190V194L172 195V199L168 200V195L167 193H165ZM95 187V186H94ZM105 187H107L110 192H112L110 195L114 194L115 197H119V195H121L122 192L127 191L128 187H124L121 186L119 184L114 183L113 185H106ZM97 188V187H96ZM99 188V187H98ZM100 188H102L100 186ZM99 188V189H100ZM106 189V188H104ZM166 189V188H165ZM66 190H64L65 193ZM66 191V192H67ZM75 191V190H74ZM73 191V192H74ZM79 191V190H78ZM87 191V190H85ZM101 191V190H99ZM168 191V190H167ZM46 192V191H44ZM88 192V191H87ZM102 192V191H101ZM106 192V191H104ZM109 192V191H108ZM41 193V192H40ZM69 193V192H68ZM72 193V192H71ZM79 193V192H78ZM84 193V192H83ZM133 193V192H132ZM45 194V193H44ZM47 194V193H46ZM67 194V193H66ZM81 193H79L80 196ZM101 194V193H100ZM106 194V193H105ZM104 194V195H105ZM123 194V193H122ZM40 195V194H39ZM65 194H63L64 196ZM68 195V194H67ZM70 197L71 194H69ZM77 195V194H76ZM149 195V194H147ZM170 195V197H171ZM44 196V195H43ZM62 196V198H63ZM78 196V195H77ZM83 196V194H82ZM91 196V195H90ZM109 196V194H108ZM107 196V197H108ZM113 196V195H112ZM113 196V197H114ZM125 196V195H123ZM40 197V196H39ZM42 197V196H41ZM68 197V196H67ZM112 197V198H113ZM1 198V197H0ZM75 198V196H74ZM83 198V197H82ZM81 198V199H82ZM89 198V195H88ZM91 198V197H90ZM125 198V197H124ZM146 198V197H145ZM2 199V198H1ZM71 199V198H70ZM68 199V200H70ZM76 199V198H75ZM92 199V198H91ZM94 199V198H93ZM109 199V198H108ZM107 199V200H108ZM119 199V198H118ZM152 199L151 202H149ZM3 200V199H2ZM67 200V199H65ZM72 200V199H71ZM83 200V199H82ZM86 200V199H85ZM114 200V199H113ZM113 200H109L107 203H104L105 205V209L106 211L112 216L115 215L114 212L116 210L115 206L117 205V203H115ZM51 201V200H50ZM63 202V200H60ZM59 201V203H60ZM79 201H81L79 199ZM84 201V200H83ZM82 201V202H83ZM90 201V200H88ZM97 201V200H95ZM105 201V200H103ZM102 201V202H103ZM2 202V201H1ZM52 202V201H51ZM61 202V203H62ZM67 202V201H66ZM69 202V201H68ZM67 202V203H68ZM81 202V203H82ZM91 202V201H90ZM106 202V201H105ZM123 202V199H122ZM128 202V200H127ZM3 203V204H5ZM66 203V205H67ZM70 203V202H69ZM84 203H86V201H84ZM126 203V202H125ZM52 204V203H51ZM57 204V203H56ZM63 204V203H62ZM65 204V203H64ZM72 204V203H70ZM69 204V205H70ZM75 204V203H74ZM90 204V203H89ZM93 204V201H92ZM45 205V204H44ZM53 205V204H52ZM120 205V204H119ZM125 205V204H124ZM4 206V205H3ZM48 206V205H47ZM54 206V205H53ZM60 206V205H59ZM76 206V205H75ZM91 206V205H90ZM96 205H94L90 211L92 212L91 214H87L84 212H72L69 211L67 215V218H71L73 217L74 220L78 223H82L85 224V226L87 224L94 222V220L96 219V217H94V215L98 214L97 210L99 208L95 207ZM123 206V204H122ZM5 207V206H4ZM55 207L57 208V206L55 205ZM61 207V206H60ZM87 207V206H85ZM103 207V205H102ZM1 208V207H0ZM43 208V207H42ZM47 208V207H46ZM50 208V207H48ZM81 208V207H80ZM121 208V207H120ZM64 208H62L63 210ZM73 209V207H72ZM85 209V208H83ZM87 209V208H86ZM3 210V207H2ZM30 210V209H29ZM52 210V208H51ZM60 210V211H62ZM71 210V208H70ZM76 210V209H75ZM81 210V209H80ZM34 211V209H33ZM44 211H46L44 209ZM65 211V210H64ZM63 211V212H64ZM68 211V210H67ZM105 211V210H104ZM105 211V212H106ZM117 211V210H116ZM29 212H32L31 210ZM38 212V211H37ZM56 212V211H55ZM87 212V211H86ZM119 212V211H118ZM6 213V212H5ZM48 213V212H47ZM47 213L44 212V214L46 215ZM59 213V212H58ZM62 213V212H61ZM60 213V215H61ZM89 213V212H88ZM95 213V214H94ZM104 213V212H103ZM162 213H164L163 215H165V220H166V225L165 228H161V226L157 227L156 224H153L152 221L156 220L157 217H159ZM41 214V213H40ZM49 214V213H48ZM65 214V213H64ZM92 214L93 217H92ZM122 214V212H121ZM125 214V213H124ZM31 215V214H30ZM38 215V213H37ZM44 215V218H45ZM51 215V214H49ZM63 215V214H62ZM66 215V214H65ZM117 215V214H116ZM56 216V215H54ZM99 216V214H98ZM97 216V217H98ZM102 216V215H101ZM108 216V215H107ZM61 217V216H60ZM63 217V216H62ZM105 217V216H104ZM3 218V217H2ZM28 218V217H26ZM34 218V217H33ZM51 218L50 220H52V216L48 217ZM99 218V217H98ZM110 218V217H109ZM113 218H115L113 216ZM125 218V217H124ZM161 218V217H160ZM40 219H42L40 217ZM63 219V218H62ZM100 219V218H99ZM112 219V218H111ZM118 219V218H117ZM115 219V220H117ZM164 219V218H163ZM28 220V219H27ZM49 220V221H50ZM61 220V219H60ZM59 220V222H60ZM64 220V219H63ZM66 220V219H65ZM68 220V219H67ZM71 220V219H70ZM73 220V219H72ZM98 220V219H97ZM96 220V221H97ZM113 220V219H112ZM23 221V220H22ZM41 221V220H40ZM56 221V220H54ZM69 221V220H68ZM106 222V220H103ZM126 221V220H125ZM138 221V222H137ZM160 221V220H159ZM164 221V220H163ZM48 222V220H47ZM51 222V221H50ZM62 222V220H61ZM60 222V223H61ZM100 222V221H99ZM98 222V223H99ZM108 222V221H107ZM114 222V221H113ZM3 223V221H2ZM37 223V222H36ZM52 223V222H51ZM63 223H65L63 221ZM69 223V222H68ZM97 223V222H96ZM112 223V222H111ZM23 224V223H22ZM39 224V222H38ZM42 224V223H41ZM49 223H46V225ZM67 223H65L66 225ZM71 224V221H70ZM74 223L72 222V225ZM95 224V223H93ZM141 224V223H140ZM158 224V223H157ZM161 224V223H160ZM11 225V224H10ZM14 225V224H12ZM45 225V227H46ZM53 226V223L51 224ZM59 225V224H58ZM68 225V224H67ZM96 225V224H95ZM109 225V224H107ZM159 225V224H158ZM9 226V225H8ZM48 226V225H47ZM82 226V225H81ZM98 226V225H96ZM141 226V225H140ZM41 227V226H40ZM44 227V224H43ZM49 227V226H48ZM54 227V226H53ZM53 227H51L53 229ZM69 227V225H68ZM88 227V226H87ZM94 227V226H93ZM145 227V226H144ZM5 228V226L3 227ZM14 228V227H13ZM84 228V227H82ZM114 228V227H113ZM142 228H143V224H142ZM70 229V228H69ZM88 229V228H87ZM91 229V227L89 228ZM88 229V230H89ZM42 230V229H40ZM44 230L46 231L47 229L44 228ZM74 230V229H73ZM77 230V229H76ZM82 230V229H81ZM87 230V231H88ZM120 230V229H119ZM140 230V229H139ZM143 230V229H142ZM2 231V230H1ZM5 231V230H4ZM19 231V230H18ZM67 231V230H66ZM79 231V230H78ZM85 231V229H84ZM80 232L78 234H71L69 233V237L67 238V242L64 240V243H62L61 247H62V255L65 254L66 252V247L69 248V245L67 246V243H70L71 247L73 248V253L74 256L79 255L80 252H82L86 246L91 245L90 239L88 238V233L86 232ZM13 232V231H12ZM75 232V231H74ZM73 232V233H74ZM91 232V231H90ZM89 232V233H90ZM17 233V231H16ZM46 233V232H45ZM44 233V234H45ZM49 234H54L51 229L50 232H48ZM141 233V232H140ZM19 234V233H17ZM57 234V233H56ZM171 235V240L169 235ZM40 235V234H39ZM38 235V236H39ZM43 235V234H42ZM53 236V235H52ZM51 236V237H52ZM55 236V234H54ZM53 236V237H54ZM61 236V235H60ZM135 236V235H134ZM41 237V236H40ZM52 237V238H53ZM63 237V236H62ZM35 238V237H34ZM38 238V237H37ZM57 238V236H56ZM61 238V237H59ZM116 238V237H115ZM7 239V238H6ZM39 239V238H38ZM44 239V237L42 238ZM55 239V238H54ZM93 239V238H91ZM45 240V239H44ZM41 240V241H44ZM53 240V239H52ZM57 240V239H56ZM60 240V239H58ZM57 240V241H58ZM62 240V239H61ZM63 241V240H62ZM61 241V242H62ZM108 241V240H107ZM36 242V241H35ZM38 242V240H37ZM52 242V241H51ZM116 242V241H115ZM46 243V242H45ZM50 243V242H49ZM53 243V242H52ZM138 243V242H137ZM141 243V242H140ZM214 243V242H213ZM35 244V243H34ZM44 244V243H43ZM42 244V245H43ZM47 244V243H46ZM104 244V243H103ZM116 244V243H115ZM41 245V243H40ZM41 245V246H42ZM45 245V244H44ZM55 245V244H54ZM118 245V244H117ZM141 245V244H140ZM220 246V244H218ZM223 245L221 248H223ZM57 246V245H56ZM60 246V245H59ZM92 246V245H91ZM97 246V245H95ZM136 246V245H135ZM216 246V245H215ZM38 247V246H37ZM105 247V246H104ZM164 247H166L165 249H163ZM212 247V246H211ZM41 248V247H39ZM48 248V247H47ZM52 248V247H51ZM56 248V247H55ZM67 248V249H68ZM87 248V247H86ZM89 248V246H88ZM93 248V247H92ZM103 248V246H102ZM136 248V247H135ZM209 248V247H208ZM214 248V247H213ZM228 248V246H227ZM71 249V248H70ZM108 249V248H107ZM134 249V246H133ZM137 249V248H136ZM147 249V248H145ZM218 249V248H216ZM45 250V249H44ZM52 250V249H50ZM93 250V249H92ZM102 250V249H101ZM116 250V249H115ZM118 250V249H117ZM226 250V247H225ZM55 251V250H54ZM72 251V250H71ZM70 251V252H71ZM87 251V250H86ZM105 251V250H103ZM112 251V250H111ZM209 251V250H208ZM220 251V250H219ZM224 251V250H223ZM222 251V252H223ZM230 251V249L228 250V252ZM2 252V251H1ZM41 252V251H40ZM45 252V251H43ZM48 252V251H47ZM68 252V251H67ZM133 252V251H132ZM143 252V251H142ZM210 252V251H209ZM218 252V251H217ZM42 253V252H41ZM50 253V251H49ZM93 253V251H92ZM98 253V252H97ZM108 253V252H107ZM131 253V252H129ZM128 253V254H129ZM145 253V252H144ZM211 253V252H210ZM209 253V254H210ZM225 253V252H223ZM230 253V252H229ZM72 254V253H71ZM82 254V253H81ZM135 254H137L135 252ZM140 254V252L138 253V255ZM222 253H220L221 255ZM227 254V253H226ZM50 255V254H49ZM97 255V254H96ZM137 255V256H138ZM143 255V254H142ZM217 255V254H216ZM13 256V255H12ZM38 256V255H37ZM42 256V254H41ZM40 256V257H41ZM44 256V255H43ZM51 256V255H50ZM54 256V255H53ZM65 256V255H64ZM72 256V255H71ZM75 256V257H76ZM133 256V255H132ZM141 256V255H140ZM210 256V255H209ZM227 256V255H226ZM16 257V256H15ZM52 257V256H51ZM57 257V256H56ZM60 257V255H59ZM66 257V256H65ZM74 257V259H76ZM79 257V256H78ZM129 257V256H128ZM222 257V256H221ZM229 257V256H228ZM231 257V256H230ZM251 259V261L246 260V258ZM6 258V257H5ZM35 258V257H34ZM45 258V256L43 257ZM67 258H69V256H67ZM66 258V259H67ZM91 258V257H90ZM94 258V256H93ZM131 258V257H129ZM214 258V257H213ZM26 259V258H25ZM38 259V258H36ZM64 259V257H63ZM74 259L69 258L68 264H71V262L75 261ZM80 259V258H79ZM127 259V258H126ZM218 259V257H217ZM125 260V258H124ZM133 260V259H132ZM131 260V261H132ZM221 260V259H220ZM219 260V261H220ZM39 261V260H38ZM246 261V263H245ZM248 261V262H247ZM29 262V261H28ZM81 262V261H80ZM222 263H224L223 261H221ZM35 263V261H34ZM67 263V262H66ZM76 263V262H75ZM74 263V264H75ZM85 263V262H84ZM126 263V262H125ZM229 263V262H228ZM227 263V264H228ZM22 264V263H21ZM36 264V263H35ZM40 264H44L43 260H40ZM79 264V263H78ZM83 264V262H82ZM210 264H214V262H210ZM216 264H220L216 263ZM226 264V263H225Z\"/></svg>","mask_w":264,"mask_h":264}]
</instances>
